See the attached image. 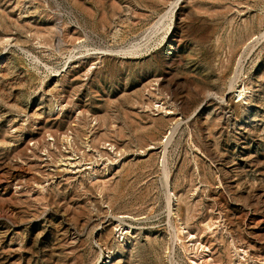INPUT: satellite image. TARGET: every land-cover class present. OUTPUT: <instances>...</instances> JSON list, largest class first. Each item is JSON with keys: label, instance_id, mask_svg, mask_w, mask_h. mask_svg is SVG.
Masks as SVG:
<instances>
[{"label": "rangeland", "instance_id": "obj_1", "mask_svg": "<svg viewBox=\"0 0 264 264\" xmlns=\"http://www.w3.org/2000/svg\"><path fill=\"white\" fill-rule=\"evenodd\" d=\"M110 259L264 264V0H0V264Z\"/></svg>", "mask_w": 264, "mask_h": 264}, {"label": "bare ground", "instance_id": "obj_2", "mask_svg": "<svg viewBox=\"0 0 264 264\" xmlns=\"http://www.w3.org/2000/svg\"><path fill=\"white\" fill-rule=\"evenodd\" d=\"M242 92H243V90H236L237 96L242 95ZM64 137H65V136H64ZM120 218H127V217H126V216H122V217H120ZM202 247H204V246H202ZM111 261H112V259H110L109 261H106V260H105L104 264H110ZM194 263H197V262H194Z\"/></svg>", "mask_w": 264, "mask_h": 264}]
</instances>
